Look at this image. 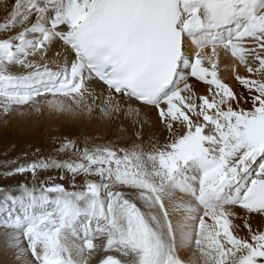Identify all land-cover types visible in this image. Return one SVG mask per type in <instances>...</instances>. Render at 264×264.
I'll return each mask as SVG.
<instances>
[{"label": "snow or ice", "instance_id": "1", "mask_svg": "<svg viewBox=\"0 0 264 264\" xmlns=\"http://www.w3.org/2000/svg\"><path fill=\"white\" fill-rule=\"evenodd\" d=\"M43 115L0 264H264V0H0V122Z\"/></svg>", "mask_w": 264, "mask_h": 264}, {"label": "bare ground", "instance_id": "2", "mask_svg": "<svg viewBox=\"0 0 264 264\" xmlns=\"http://www.w3.org/2000/svg\"><path fill=\"white\" fill-rule=\"evenodd\" d=\"M220 66H221V73H220L221 76L225 79L230 80L231 79V61L229 59L222 57ZM39 121L40 122L37 123V118L34 116L32 118L30 129H22V128L17 127L15 124H12L10 126H5L3 125L2 122H0V146L5 143V144H10L11 149L15 147H20V148L24 147V149H26L27 147H30L31 144L38 142L41 138H46V137L49 138L50 127L59 125L62 128H66L70 126L68 123H66L65 118L63 117L49 119L47 115H43L39 117ZM86 131L94 135L95 134L104 135V131L102 128H97V129L88 128L86 129ZM13 145H15V147H12ZM7 149H10V148L7 147ZM54 174L55 173H53V175Z\"/></svg>", "mask_w": 264, "mask_h": 264}, {"label": "rangeland", "instance_id": "3", "mask_svg": "<svg viewBox=\"0 0 264 264\" xmlns=\"http://www.w3.org/2000/svg\"><path fill=\"white\" fill-rule=\"evenodd\" d=\"M37 143V144H36ZM37 146H36V145ZM35 145V146H34ZM6 146V147H5ZM6 149H4V148ZM10 148V149H7ZM30 148V149H29ZM32 148V149H31ZM36 148H39L41 149V152L44 154V155H47L51 152L52 148H53V145L51 143V140L50 138L46 137V138H41L38 142H35L33 144L30 145V147H27L26 149H24V147H15V148H12L11 149V146L10 144H2L0 146V161H3L5 159H9V158H14V157H17V156H20L22 153L24 152H28V153H32L34 152ZM18 150V151H17ZM8 151V152H7ZM11 153H10V152ZM45 152V153H44ZM5 153H7V155H5ZM19 154V155H18Z\"/></svg>", "mask_w": 264, "mask_h": 264}]
</instances>
